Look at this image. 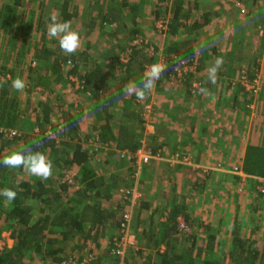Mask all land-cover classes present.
Here are the masks:
<instances>
[{"label":"trees","instance_id":"1","mask_svg":"<svg viewBox=\"0 0 264 264\" xmlns=\"http://www.w3.org/2000/svg\"><path fill=\"white\" fill-rule=\"evenodd\" d=\"M67 1L69 0H0V61L6 62L0 64V79H8V83L0 86V129L6 130V133L0 132V157L13 151H22L26 146L31 147L33 151H40L47 157H51L55 148L63 145V141L66 139L74 142L72 145L74 149L78 150L72 163L80 165V174H64L63 177H59L58 183H53L55 181L50 179L42 181L38 177L29 176L23 169H9L0 165V179H2L0 189L7 187L17 192L16 199L11 203H6L5 197L0 196V215H5L0 234L3 231H10V238L14 240L10 248L5 247L0 252V264H34L35 260L42 264L47 262L51 264H80L83 259L75 256L76 259L73 255H65L57 238H50L45 241L46 228L64 229V232L59 235L65 241L71 238L70 241L73 244H77V238H83L86 243L97 242L102 235L100 228L104 225V221L109 219L101 212L100 206L91 207L87 204L89 197H93V195L90 196L89 192L100 189L105 183L102 182L97 185L100 181L94 180L95 176L87 158L84 160L83 157H80L76 160L77 155L86 153L80 150L79 144L76 142L79 130L78 117L82 113L81 109L80 113L76 115L60 109L62 103L58 100L60 98L59 91H64L72 86L69 76L83 80L86 89L88 87L99 88L100 93L97 91L92 95L93 97L90 96L86 99L91 97L100 99L101 107H118L121 101H128L126 108L122 110L123 121L119 123L112 142L117 150H125L130 153H135L144 148L142 141H140L142 131L136 134L135 129L127 124V121H134L138 128L144 125L142 106L136 102L138 99L134 94H125L124 88L129 84H140L149 66L156 63V57L153 56H157V50L154 49V54L149 55L144 52L142 45H133L125 51L122 43L125 41L133 42L140 37V34L135 28L128 29L125 26V21L128 19L134 23L133 17L136 9L129 10V13L124 15L126 18L122 14L125 8L128 10L131 3L140 2L144 4L145 2L148 3L149 0H94V9L97 14L94 17H88V21L83 23L82 28H85L83 31L76 28L78 14L76 10H67ZM154 1L161 7L159 3H162L163 0ZM183 1L174 0L173 2V9L171 10L173 14L168 24V32L169 36L174 37L173 39L176 41H170V44L165 45L167 51L162 54V59L174 64L190 62L196 58L195 54L198 52L197 61L202 64L206 54L202 51L201 45H198L197 38L198 32L208 23L209 19L206 17L207 15H204L200 22L186 26L187 16L183 14ZM236 1L240 5L249 0ZM258 1L260 0H253L254 3ZM53 12L63 20L72 21V19H76L72 23V27L80 35L79 53L64 54L57 39H52L49 36V38L44 37L47 31L46 24L50 22L49 16ZM165 12L162 10L160 13V10H154L153 24L166 18ZM132 25L135 27L134 24ZM260 27L264 33V24ZM96 32H98L99 40L110 45L109 49H105V47L98 49L97 46L85 41ZM119 36L122 37V41ZM261 40L264 42V35ZM2 50L4 52H1ZM235 50L239 51L240 49L235 46L229 53L230 61L226 66V71L230 74V80L226 84V88L232 89L234 96L240 95L246 106L248 105L244 109L240 108V110L242 109L245 113L244 117L249 120V128L252 127V129L249 131V140L241 164V171L246 177L243 181L240 178H233V182L248 186V194L254 199L253 204L255 205L254 207L250 206V212L254 214L264 200V195H257L256 181V179H264V125L262 127L259 124L256 126L253 121L258 116L264 118V107L256 111L258 114L255 117L252 115V120L251 111L248 108H250V104L256 102L263 91L261 86L258 92L248 89V86L255 85L256 77L253 75V70L258 68V63L246 59L241 50L235 54ZM13 53L15 54L13 58L16 57L19 64H26L24 67L26 69L23 71L29 74L26 99L29 101L33 96L32 94H35L37 97L35 105L27 103V106H20L18 92L11 87V80L15 79L16 76L7 63L9 62L8 54ZM124 53L127 55L126 63L120 61ZM98 60H109L111 65L109 63L105 66H99L96 62ZM67 62H71L73 66L64 71ZM82 68L86 69V74L81 73ZM197 69L200 70L199 67ZM118 74L120 76L116 77ZM243 76H245V80L241 79ZM164 78H168L167 74L164 75ZM200 85L202 87V84ZM189 89V95L197 94V92L192 93ZM41 96H46L45 100H41ZM147 99L148 95L144 101ZM59 127L63 128L62 133L59 132ZM35 130H37L36 133ZM8 131H15L17 135L10 138L6 135ZM48 131L53 134V138L52 135H48ZM105 138H108L107 132L100 137L101 144ZM34 140L41 141L39 147L32 144ZM183 152L188 153L185 150ZM19 176L21 179H18ZM69 178L72 182L76 181L82 185L81 192L75 191V195L72 196L68 192L66 195L68 190L71 191L74 188V185L69 184ZM99 193L100 190L97 195ZM62 194L63 196L66 195L67 201L70 199V203L61 210ZM76 202L80 205L85 203L81 207L82 212L80 213L77 212L79 204ZM122 204L125 208L126 202L124 200ZM119 211V221L115 222L118 232L124 209L120 208ZM176 216L177 214H172L171 222H167L169 224L166 225V234H169L165 237L168 248L161 255L158 254L154 261L150 258L144 259L147 264H227V262L228 264H264V239L260 241L253 239L255 238L254 231L256 229V232L262 230L257 228L258 226H255L251 233L244 232L245 235H242L243 223H241L242 221L238 222L236 218L229 232H227L232 237V248L228 255H225L226 240L217 238L221 237L220 229L216 231L210 226L202 228L208 233V236L205 240H200L196 236L197 232L195 234L188 233L187 224H184L183 228L179 227L174 219ZM60 219H64V221ZM66 219H68V223ZM62 222H64V226H62ZM177 227H179L178 231ZM175 233L178 238L185 242L180 248L177 247V239H173ZM134 235L138 242V236L136 233ZM75 248H79L78 245ZM135 251L127 254L124 264H146L144 261L138 262L137 257L140 256H137L138 251ZM32 252L33 254H30ZM118 262L120 260L115 258L112 264H118ZM89 264H97V262L91 261Z\"/></svg>","mask_w":264,"mask_h":264},{"label":"crops","instance_id":"2","mask_svg":"<svg viewBox=\"0 0 264 264\" xmlns=\"http://www.w3.org/2000/svg\"><path fill=\"white\" fill-rule=\"evenodd\" d=\"M167 1L160 2L161 7L154 0H149L148 3L145 2L144 4L147 7L149 6L148 14H144L142 11V3H131L128 10L125 8L122 14L126 16L129 10L136 9L134 17L130 15L134 18V23L131 19L130 21L128 19L129 24L126 22L125 26L128 29L135 28L140 34L139 36L148 39L146 45L149 48L145 52L152 55L154 49L157 50V56H153L156 57V63H161L162 54L167 51L165 45L170 44V41H176L173 39L174 37L169 36L168 30L164 35L165 38L160 37V40L159 36L154 33V29H156L154 24L152 25L153 18H155L154 10H160V13L163 10V12L166 11V18L158 21L166 22L168 28L173 14L171 11L173 7H168ZM233 1H183V14L187 16L186 26L200 22L201 17L207 15L209 21L198 32L197 42L198 45H201L205 41L209 45L212 44V48L209 51L203 50L206 55L202 60L203 63H198L196 72H189L179 80H172V76L169 77L171 73L168 69L169 62L165 60L167 69L161 74L160 80L151 93L148 94L147 99V101H152L154 107L153 114H151L152 128L145 125L138 128L136 122L127 121L128 126H132L136 134L142 131L140 141H142L146 152L153 157L150 164L143 167L137 183L132 179L128 180L131 169H128L125 161L120 160L113 149L109 148V146H115L112 140L117 133L119 123L123 121L122 110L126 108L128 101H121L118 107H101L100 99L92 98V95L99 88L88 87V92L92 97L88 100L81 99L80 109L82 113L78 117V137L92 138L99 133L100 138L107 132L108 138L103 141V145H107V147H103L98 153L88 150L89 152L83 153L84 155H77L76 160L80 157H83L84 160L87 158V162L95 176L94 180L96 182L100 181L97 185L102 182L105 183L100 189L89 192L90 196L93 195V197H89L87 204L91 207L100 206L101 212L109 219L105 220L104 225L100 228L102 235L97 242L90 241L86 243L83 238H77V244H73L70 241L71 238L65 241L59 235L64 232V229L58 228L55 230L46 228L45 241L50 238H57L65 255H73L84 259L87 253V257L88 255L89 257L95 256L92 261L97 262V264H112L115 258L111 259L108 256L110 240L118 234L115 222L119 221V209H124L120 190L128 187H134L139 195L133 211L132 227L134 234L136 233L139 238L136 243V251H138L137 256L141 258L137 257L138 262H142L144 259L148 260V258L154 261L158 254L161 255L168 248L165 237L169 234H166V225L171 222L172 219L170 218L174 213L177 214L174 219L179 227L187 224L188 233L195 234L197 232L196 236L200 240H205L208 236V233L202 228L210 226L216 231L220 229L221 237L217 238L226 240L225 255H228L232 248V237L227 232H229L236 218L238 222L242 221V230L246 233H251L253 220L258 218L260 222L257 228L263 227L261 231L255 232L256 237L253 239L260 241L264 236V200L260 204V208L254 214H251L250 206L254 207L255 205L253 204L254 199L248 194V186L233 182V178L244 180L241 164L250 131L249 128L247 129L249 120L245 119V113L242 110L248 105L246 106L240 95L238 97L234 96L233 90L226 88V84L230 80V74L226 71V66L230 61L229 53L232 48L234 49L237 46L238 42L235 43L238 39L237 36L238 34L241 35L242 26L245 25L243 21L238 20L239 22H237V19L231 21L230 18H227L230 16V10H234ZM67 2V10H76L78 14L77 20L72 19L71 24L76 20V28L83 31L85 29L82 28L83 23L88 21V17H94L97 14L94 9V0H69ZM245 4V2H242L243 6ZM252 5V8L248 9L251 10V13L249 12L250 16H257V12L259 15L263 14L258 2H253ZM93 35L95 36L96 33H93ZM45 36L48 37L47 31ZM242 38L243 36H241V41ZM120 40L123 39L120 38ZM85 41L90 42L93 46L96 45L95 38L88 37ZM131 43L128 41L122 43L125 51L131 48ZM262 43L260 59L262 58L263 65L260 63V59H253L258 63V68L253 70V75L260 84L261 80H264V42ZM97 46L98 49L101 47L109 49L110 47L103 41H100ZM79 52L80 48L76 53ZM251 55L253 56V54ZM217 57H222L224 62L217 72L216 83L213 84L208 79V68L215 63ZM96 62L99 66H105L109 63L111 65L109 60H98ZM198 67L200 70L197 69ZM81 73L86 74V69L82 68ZM165 74L168 78H164ZM119 76V74L116 75V77ZM198 81L201 82L203 88L208 89L209 95L201 94L200 90L194 96L188 94L189 86V90L192 91L193 83L195 84ZM260 86L262 87V84ZM232 97H234V100H232ZM251 105L253 104H250V108H248L250 111L254 106ZM240 108L242 109L240 110ZM72 143L74 142L65 139L63 145L55 148L53 156H48L49 160L54 163V177L53 179L50 178L51 181H55L53 183H58L60 181L59 177H63L64 174H80V165L72 163L78 151L74 149ZM183 150L189 154L184 153ZM175 154L190 156L195 167L194 170L179 165L171 167L167 161ZM205 168L209 169L207 173L203 172ZM234 168H238L239 171L233 172ZM18 179H21V176ZM1 181L2 179H0V185ZM99 190L100 193L97 195ZM75 191L81 192L73 188L71 191L68 190L66 195L68 192L71 196L75 195ZM66 195L63 196L62 194L61 196L63 197L60 204L61 210L70 203V199L67 201ZM76 204H79L77 212H82L81 207L85 203L83 202L80 205L76 202ZM116 213L117 215H115ZM113 215L115 216L112 217ZM4 220L5 215H0V228ZM60 220L64 221V219ZM66 222L68 223V219H66ZM167 222L169 223L167 224ZM62 223V226H64V222ZM179 227H177V231ZM247 229L250 230L247 231ZM8 232L10 233V231ZM170 235L172 236V233ZM242 235L244 234L242 233ZM8 237L11 245L9 244L7 247L10 248L14 240L10 238V235ZM175 238L177 239V247L180 248L182 243L185 242L178 238L176 233L173 239ZM76 245L79 248H75ZM88 248L89 250H87ZM169 251L173 253V251ZM30 254H33V252ZM34 264L42 263L35 260ZM45 264L51 263L47 262ZM118 264H121V262H118Z\"/></svg>","mask_w":264,"mask_h":264},{"label":"built area","instance_id":"3","mask_svg":"<svg viewBox=\"0 0 264 264\" xmlns=\"http://www.w3.org/2000/svg\"><path fill=\"white\" fill-rule=\"evenodd\" d=\"M158 32L162 35H165L168 28L167 24L164 21H160L158 24V27H156ZM259 36L260 38L263 37L264 33L260 30ZM142 42L140 39H137L131 43V47L133 45H141ZM194 59H192L190 62H177L176 64L169 62L168 69L171 70L170 77L172 76V80L175 79H181L184 77L189 71L190 72H196V67L198 66L197 58L199 57L198 52H196ZM120 61L123 63L127 62V56H122L120 58ZM161 64H165V61L161 59ZM72 63L67 62V64L64 66V71H67L69 68H72ZM167 69V68H166ZM242 80H245V76L241 77ZM69 80L72 83V86H69L65 91L60 92V96H70L69 103L65 104V108H60L61 111L69 110L72 111V114H79L80 112V102L81 99L90 97V94L88 92V89H86L85 83L83 80H79L77 77L69 76ZM254 86H248L249 90H254L255 92L260 91V83L258 80L255 81ZM192 93L197 92L201 89L200 82L193 83L192 87ZM127 99V98H126ZM41 100H45V97L41 98ZM142 106V118L145 122L144 125L148 128H152V120H151V113L154 109L152 101H136ZM70 113V112H68ZM60 128V127H59ZM0 132L6 133V130L0 129ZM35 133L37 130L34 131ZM59 132H63V128H60ZM48 135H52L50 131L47 132ZM8 137L12 138L17 135L15 131H8L6 134ZM76 142L79 144L80 150L83 152H86L88 150H92L91 152L98 153L100 149L103 147H107V145H103L100 143V138L98 133L92 137V138H81L77 137ZM110 149H113V151L116 153L117 157L120 160L125 161V163L128 165V167L131 169V178L137 179L140 175L141 171L143 170V167L148 165L152 160L153 157H151L144 148H141L140 150H137L135 153H130L128 151H120L117 150L115 146H109ZM171 167L174 165L182 166L185 168H189L194 170V165L192 163L191 157L184 154H175L169 158L167 161ZM209 171L208 168H205L203 170L204 173H207ZM238 168H234L233 172H238ZM243 178H245L244 175H242ZM257 181V195H264V179H256ZM69 184H74L72 182L71 178H69ZM120 194L122 199L126 202V206L124 208L123 214H122V222L120 224V229L116 237L112 238L110 240V247L108 250V255L110 257L118 258L121 262V264L125 262V257L129 252L132 250H136V237L132 230L133 225V211H134V201L136 198V191L134 188L132 189H121ZM184 226L181 225V228ZM7 247L5 242L3 241V238L0 234V252L3 251V249ZM88 263V262H86ZM83 262V264H86Z\"/></svg>","mask_w":264,"mask_h":264},{"label":"clouds","instance_id":"4","mask_svg":"<svg viewBox=\"0 0 264 264\" xmlns=\"http://www.w3.org/2000/svg\"><path fill=\"white\" fill-rule=\"evenodd\" d=\"M49 21L46 24L47 35L52 39L58 40L59 47L64 54H75L81 46V40L79 33L73 29L71 21L59 18L55 12L50 14ZM223 62L222 57H217L215 63L208 68V79L211 83H216L217 72L222 67ZM166 68L167 66L161 63L150 65L139 85L129 84L125 86V94H134L138 100H144L154 89ZM6 83H8L7 78L0 79V86ZM11 87L17 92H23L26 88V83L18 76L11 80ZM200 92L203 95H209V91L206 88H201ZM32 144L39 147L41 141L34 140ZM0 165L9 169H23L29 176L38 177L42 181H47L53 176L52 161L43 152L33 151L28 146L22 151H13L0 157ZM70 185H74V188L79 191L82 189V185L76 181ZM0 196L5 197L6 203H11L16 199L17 192L5 187L0 189Z\"/></svg>","mask_w":264,"mask_h":264},{"label":"rangeland","instance_id":"5","mask_svg":"<svg viewBox=\"0 0 264 264\" xmlns=\"http://www.w3.org/2000/svg\"><path fill=\"white\" fill-rule=\"evenodd\" d=\"M244 1V0H243ZM234 2V10H230V16H228L227 18H230L231 19V21H233V20H235V19H237V22H239L238 20H240V21H243L244 23H245V27L244 26H242V32H240V34L241 35H239L238 34V36H237V40H236V42L235 43H237L238 42V44H237V46H236V48H239L241 51H242V53L246 56V59H249V60H252L253 61V59H255V60H258V59H260V56H261V54H262V50H261V47L263 46V43H262V40H261V38H260V36H259V28H261L260 26H262L263 24H264V0H261V1H258V4L260 5V8L263 10V14H258V12H257V16H250L249 15V12L251 13V10H248L249 8H252V4H253V0H249L244 6L242 5V4H240V5H238L237 4V1L236 0H234L233 1ZM167 5H168V7H173V2H172V0H168L167 1ZM151 6V5H150ZM141 9H142V11L144 12V14H148L149 12V6L147 7V5H145V4H143L142 5V7H141ZM261 10V11H262ZM261 11H260V13H261ZM124 18H126L125 16H123ZM125 22H127L128 24H129V22H128V20H126ZM159 22L160 21H156L155 23H154V27L156 28V27H158V24H159ZM152 25H153V21H152ZM154 33H156L158 36H159V39H160V37L162 38V37H164L165 38V36L164 35H162V34H160L159 32H158V30L157 29H154ZM97 34H98V32H96V35L94 36V35H92V38H95L96 39V45L95 46H97L99 43H100V41L101 40H99V38L97 37ZM243 34V35H242ZM241 36H243V38H242V41H241ZM120 38H122V37H120ZM240 38V39H239ZM138 39H140L141 40V42H142V46L141 47H143L144 48V52L145 51H147V49L149 48V47H147V45H146V43L148 42L147 40V38L145 37H139ZM161 40V39H160ZM164 40V39H163ZM240 40V41H239ZM147 41V42H146ZM240 42V43H239ZM212 45V44H211ZM211 45H209V43H205V41L204 42H202L201 43V47H202V51L203 50H208L209 51V49L210 48H212V46ZM98 47V46H97ZM201 49L199 48V51H200ZM238 50V49H237ZM237 50H235V54H237V52H239V51H237ZM1 52H4L3 50L1 51ZM210 53H212V52H210ZM251 54H253V56L251 55ZM9 56V62L7 63L8 64V66H9V68L11 69V70H13L14 71V74H15V76L16 77H20V78H22L24 81H25V83H26V85H28V80H27V78H28V76H29V74L28 73H26V72H23L26 68H24L25 66H26V64H24V65H21V64H19V62L17 61V58L15 57V58H13L14 57V53L13 54H8ZM200 55H201V51H200ZM122 56H124V57H126L127 55H126V53H124V55H122ZM7 57V58H8ZM248 60V61H249ZM261 60H262V58L260 59V63H262L261 62ZM4 63H6L5 61H0V64L2 65V64H4ZM23 66V67H21V66ZM234 66L236 65V63L235 64H233ZM243 65V64H242ZM245 65V64H244ZM262 65H263V63H262ZM15 77V78H16ZM261 84H262V91H263V93L258 97V99L256 100V102L255 103H253V105H251V106H253V109L251 110V112H250V115H251V120H252V115L255 117V115L256 114H258L256 111H259V109L260 108H262L263 109V107H264V101H262L263 99H264V89H263V86H264V80H261ZM27 87L24 89V91L23 92H18V101H19V103H20V106H22V107H24L25 105L27 106V103L30 105V104H33V105H35V103L37 102V97H36V95L35 94H32L33 96H31V98H30V100L29 101H27V99H26V97H27ZM65 91V90H64ZM17 92V91H16ZM59 92H63L62 90L61 91H59ZM61 95V94H60ZM43 97H45L46 98V96H41V98H43ZM261 99V100H260ZM58 100L62 103L61 104V106H62V108H65V104H67V102L69 103V101H70V96H60V98H58ZM126 100V99H125ZM258 100H260V101H258ZM261 106V107H260ZM66 112H72V111H69V110H65ZM262 113V112H261ZM253 117V118H254ZM253 123L254 124H256V126L259 124L260 125V127H262L263 125H264V118H260L259 116H258V118L257 119H255L254 121H253ZM249 126H250V122L248 123V127H247V129L249 128ZM244 127H245V124H244ZM245 129V128H244ZM249 129H252V127H250ZM258 141V140H257ZM260 142V141H259ZM261 143H262V141H261ZM150 164V163H149ZM126 167L129 169V167H128V165L126 164ZM132 178H131V171L129 172V178H128V180H131ZM138 179V178H137ZM137 179H132L135 183H137ZM132 188H134V187H128V188H124V189H132ZM135 189V188H134ZM136 191V198L138 199L139 198V195H138V192H137V190H135ZM231 197H233V195H231ZM137 199H135V201H134V205H136L137 204ZM136 207V206H135ZM234 210V209H233ZM259 220H258V218H256V219H254L253 220V223H252V225H251V230H253L254 229V227L255 226H257L258 224H259ZM263 226H261V228H262ZM250 229H247V231H249ZM256 231H257V229H256ZM256 231H254V232H256ZM245 231H243L242 233L245 235V233H244ZM10 235V233L7 231L6 233H4V232H2L1 233V236H2V238H3V241L5 242V244H6V246H9V244H10V239H9V236ZM254 237H256L255 236V233H254ZM264 238V236H262V238L260 239V240H262ZM11 245V244H10ZM109 256V255H108ZM110 257V256H109ZM74 258H76V257H74ZM95 258V256L94 255H92V256H88V257H85L84 259H83V261L80 263V264H83V262H89L90 263V261H92L93 259ZM111 259H112V257H110ZM126 258V257H125ZM88 263V264H89ZM87 264V263H86Z\"/></svg>","mask_w":264,"mask_h":264}]
</instances>
